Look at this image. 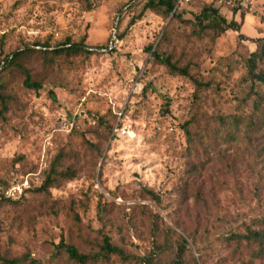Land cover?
Listing matches in <instances>:
<instances>
[{
  "label": "rangeland",
  "instance_id": "374dc122",
  "mask_svg": "<svg viewBox=\"0 0 264 264\" xmlns=\"http://www.w3.org/2000/svg\"><path fill=\"white\" fill-rule=\"evenodd\" d=\"M147 1L0 0V257L76 264L63 240L88 264H264L243 237L264 227V84L247 73L264 0H178L174 17ZM205 6L238 30L201 31ZM67 40L80 50L54 52Z\"/></svg>",
  "mask_w": 264,
  "mask_h": 264
},
{
  "label": "trees",
  "instance_id": "16d2710c",
  "mask_svg": "<svg viewBox=\"0 0 264 264\" xmlns=\"http://www.w3.org/2000/svg\"><path fill=\"white\" fill-rule=\"evenodd\" d=\"M178 0H148L145 4L146 8L151 9H164L168 14H172L174 16H178L177 8H178ZM196 22L198 23L201 31L210 30L214 33L215 36H219L220 34L224 33L227 30H238V25L234 20L227 21L224 16H222L218 9L214 8L213 6H205L201 9V11L195 16ZM240 37H243L242 34H239ZM261 41H264V38H261ZM264 45V42H263ZM264 47V46H263ZM80 50V46L77 44H71L68 40L67 42H64L62 47L54 49V52L60 53V52H76ZM20 54V52H14L11 54V58L9 59L8 56L5 57L4 63H10L14 62V59H16ZM155 59L159 60L163 65H165L169 71L172 73H178L182 74L184 76L189 75L187 67H180L175 62H173L169 56H164L162 54H158L157 52H152ZM264 56V50H261V52L254 51L251 53V56L248 58V75L250 78L257 80L260 83L264 84V72L259 71L255 72L256 69V59H259L260 57ZM24 84L28 88H34L38 89L40 86L37 82L31 81L29 73L25 70V80ZM200 85V83H198ZM188 123H185L184 129L185 134L187 135V141L188 146L186 150L190 152L191 145H193L195 139L190 132V130L187 128ZM51 174H48L45 177L44 180V186L47 184L52 183L53 178L51 177ZM41 186L40 188L44 187ZM236 237V236H234ZM243 237H245L248 240H258L260 243L264 242V227L261 230H249L247 234H245ZM60 249H63L64 252L67 254V256L75 261L76 264H88V261L93 257L88 254H84L79 252L76 247H74L71 244L64 243L63 240H61L57 246ZM101 249L103 251L104 255H110V254H117L124 256V252L121 248L113 245L109 238L107 236L103 237V244L101 246ZM1 260L4 262H7L9 264H18L20 260L18 258L13 259H6L4 257H0Z\"/></svg>",
  "mask_w": 264,
  "mask_h": 264
},
{
  "label": "built area",
  "instance_id": "2783aa9c",
  "mask_svg": "<svg viewBox=\"0 0 264 264\" xmlns=\"http://www.w3.org/2000/svg\"><path fill=\"white\" fill-rule=\"evenodd\" d=\"M122 133H124V131H122ZM26 186H27V182L16 184L11 186L10 188H7L5 193H7L9 196L11 195L13 196L16 192L20 193L23 190V188H25Z\"/></svg>",
  "mask_w": 264,
  "mask_h": 264
}]
</instances>
